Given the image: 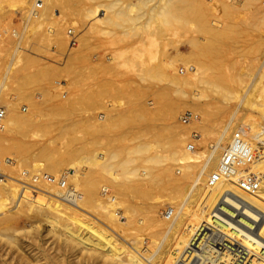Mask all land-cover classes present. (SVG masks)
<instances>
[{"label": "bare ground", "instance_id": "obj_1", "mask_svg": "<svg viewBox=\"0 0 264 264\" xmlns=\"http://www.w3.org/2000/svg\"><path fill=\"white\" fill-rule=\"evenodd\" d=\"M40 1L42 4L37 3V0H0V9L1 4L7 2L14 7V10L21 11V14L27 12L23 17L26 21L25 25L33 23L36 29L41 28L45 19L48 23L50 21V24L54 22V25L52 24L55 26H52L54 28L52 51H54L36 48L41 56L48 58L49 62L44 63L48 69L55 70L58 74L62 73L59 77L67 76L69 72L74 71L77 63L81 61L89 39L95 37L96 26L95 32L91 31L94 36L89 32L94 24L102 25L101 28L98 25L97 30L100 38L101 36L107 38L111 25H116L111 29L115 28V31L129 27L131 31L127 30L134 36L133 31L140 34L141 30L144 31L156 24V28L154 25L153 31L148 36L150 46L157 44L156 34H160L158 31L163 33L161 29L175 32L180 28L184 30L189 28V31L191 28L193 35L189 33L190 36L185 38V43L182 42L187 49L185 52L180 51V48H176L173 53L162 49L161 59L157 58L158 61L154 62L155 54H151L152 64L144 63L142 51L130 52L129 63L137 66L135 72L138 73L140 80H136L138 83L160 80L159 85L163 84L159 100L164 99V102H168L167 106L169 104L165 109V124H161L166 134L165 141L162 136L161 141H157L160 140L157 139L160 136L155 137L158 130L152 131V126L144 131L139 129L137 132L140 134L135 131L138 135L131 137L133 139L137 136L132 144L131 139L128 138L129 146L126 145L128 142L125 137L123 140L121 138L122 144L126 145L120 146L124 147L123 150L116 148L119 147L116 145L103 153L102 141V146L99 145L102 149L98 148L101 151L94 154L92 152L91 156L84 155L81 147L70 149L55 147L52 144L48 147L32 144V147L31 143H27L29 139L24 140L26 143L23 140L16 141L20 148H13L14 153L16 151L18 153L20 149L23 151L19 153L23 155L18 158L19 160L14 158L16 163H22L24 167L26 166L24 164L28 166L26 161L32 156L33 160H30L32 163L29 161V166L32 167L30 169L33 172L39 174L40 171L41 176L46 177L47 173L54 178L59 177L58 181L49 184L36 173L27 176L23 166L21 169L10 166L8 157L7 161L4 159L5 146L0 139V172L5 177L0 179V239L3 244L9 247L15 246L18 250L26 245H34L37 248L35 253L37 259L34 263L25 264H264V49L261 50L260 61L258 57L256 58L259 65L254 73L246 69V64L243 66L242 60L235 61L234 58L235 62L232 61L234 64H231L233 66L230 63L227 65L234 68L226 69L232 72L228 73L224 70L227 75L220 73L217 66L218 58L221 57L220 47L223 43L231 41L240 29L238 33L243 34L246 28L244 25L250 26L249 23L252 25L256 22V26L260 25L262 28L259 27L264 31V0H136L135 2L107 0L106 3L101 0L89 2L86 0L73 11L70 10V14L68 11L67 16L70 17L67 24L65 19L59 22L58 17L59 20H55L56 22L49 19L57 14L54 8L61 3V0ZM210 1L215 3L211 4ZM38 7L41 8L37 10ZM141 19L144 21L140 22ZM65 24L66 26L69 24L70 29H67ZM107 24L111 28L108 29ZM35 28L34 30L37 31ZM72 28L78 43L75 47L70 43L71 38H75ZM99 28L108 30L105 31L106 33L102 30L100 34ZM65 29L67 34H70L68 36H71L69 41ZM125 31H122V35L119 30L116 33L119 32L120 37H124ZM109 33H112L110 38L112 39L114 31ZM127 35L125 39L130 38ZM263 41L262 38V44ZM114 54H117L118 63L124 65L125 51L119 50ZM176 62H182L186 72L181 74L182 70L177 69ZM8 70L10 67L0 80V111H2L0 138H3L1 135H5L2 133L11 134L18 131L23 137L27 134V130L30 131V127L43 126L41 124V121H44L41 117L43 108L40 109L41 100H38V107L34 106L36 103L33 100L35 104L30 103L29 109L21 112L18 109L20 99H10L6 96L4 91ZM134 81L132 88L138 86ZM49 86L48 84L47 87ZM51 86L54 95L50 91L43 95L47 98V94H51L47 100H55L66 106L68 99L71 98L68 97L70 90L67 92V99L65 96L61 99ZM164 89H166L165 93H163ZM256 92L259 98L262 95L259 101L255 100ZM45 96L42 102L46 101ZM216 96L220 98L217 99ZM232 99L235 104L230 107L229 101ZM53 102L47 103L53 104ZM69 102L68 107L60 106L68 109L73 103ZM44 103L46 106L47 103ZM33 107L39 108L42 115H37L39 111L32 110ZM184 107L196 110L200 117L194 115L187 124L179 123L176 118ZM54 108L60 109L59 106H54L52 110ZM124 109L122 108L117 115L107 116L113 126L124 123L122 121L112 123L118 118L125 121V119L129 120V116L134 122L141 121L145 114L150 112L142 105L133 110ZM38 116L41 120L37 118ZM115 116L118 118L115 119ZM102 118L104 119L103 114L98 115V119L101 120L90 124L93 127L92 132H97V138L100 137L98 131L107 129L108 126L112 127ZM99 121L104 123L101 124ZM71 124L75 127L76 133H79L84 123L79 120ZM241 126L250 128L251 135L254 136V145L260 151L259 157L248 165L250 171L259 180L258 185L253 189L241 187L238 174L242 168L241 163L236 165L237 172L223 175L214 184H208L207 178L218 170L220 156L229 144L233 132ZM67 128V124L63 125L62 131H66ZM147 130H151V134L154 132L153 141H150L153 139L151 138L153 134L151 135L149 131L147 134H142ZM191 130L197 131L193 136L195 148L194 144L187 142ZM16 142L13 145L17 144ZM23 142L25 144H22ZM10 145L13 146L12 142ZM136 161H140V166L135 165ZM95 174L101 179L100 182L96 181ZM129 182L139 187L148 186L150 189L160 187L159 189L165 192L161 191L163 195L171 200L173 215L167 217L162 212V200L153 194L157 199L153 200L155 202L150 206L156 212V216L150 221H154L152 223L154 232L159 235V240L157 241V238L155 240L158 242L155 245L156 249L151 245L155 242L150 244L152 247L149 248L153 251L143 245L141 234L136 233L142 237L141 239L136 234L133 235L137 230L135 226L132 227L135 218L120 198L122 186ZM107 187L112 188V195L107 194ZM109 190L111 189H108V192ZM119 209H124V212L119 213ZM16 210L27 216L36 215L39 220L46 222L41 231L37 226H30L33 232L28 237L27 244L24 241H17L14 233L17 230L14 215ZM133 219L134 223L131 224ZM132 228L135 231L131 232ZM147 237L149 239V236ZM151 237L153 238L154 234ZM43 244H46L45 247L50 246L51 251L45 250ZM2 255L0 254V264L5 263L1 259ZM19 261L15 258L12 264H18Z\"/></svg>", "mask_w": 264, "mask_h": 264}, {"label": "rangeland", "instance_id": "obj_2", "mask_svg": "<svg viewBox=\"0 0 264 264\" xmlns=\"http://www.w3.org/2000/svg\"><path fill=\"white\" fill-rule=\"evenodd\" d=\"M85 1L86 0H68V1L61 0V3H59L54 8L55 13L57 12V14H55L54 18L49 17V19L53 20V21H55V20L58 21L59 20L58 18H60L59 22H62V20L65 19L64 21L66 23L69 20L68 18L70 17L67 15L70 14L74 8L84 4ZM89 1L90 0H88V2ZM101 1L106 3L107 0H104V1L101 0ZM126 1L135 2L136 0H126ZM211 1H210V3H211ZM6 3L7 2H3L1 4V9H0V80L3 79V77L6 75L7 69H9V67H10V70H8L9 75L7 74V78L5 80V81H7L5 91H4L6 96L10 99H16V100L20 99L18 101V103H19L18 109L21 112H26L29 109L30 103H33V104L36 103L37 104L38 100H41V102L39 101V103L41 105L40 109L43 108V110H41L43 115H42V113H40L39 108L36 109L35 107H33L32 110H34V109L38 110L39 114H37V115L41 114L42 115L41 117L44 118L43 119L44 121H41V124L43 126L38 125V127L37 126L33 127V128L30 127L31 129L28 128L30 131L27 130L28 131V132L26 131L27 134H25V132H23V134H25L26 136L23 135V137H21L22 134L19 133V131H18V133L14 132L16 134L11 133L12 135L10 133H8V134L2 133V134H5V135H1V137L5 138V139L0 138V139H2V141L5 140L3 142L0 140L1 143H3V146H5L4 153L6 156L4 155V157H5L4 159L6 160V158L8 157L7 160L10 161L8 163V164H10V166L16 167V168L19 167L20 169L23 166L22 163H19V162H18V164L16 163L17 162L16 159L19 160L18 158L23 156L22 154L21 155L19 154L22 150L20 149V151H18V153H17V151H16V153H14L15 149H13V148H17V147L20 148L19 147L20 145L18 144L19 140H21V141L26 140L27 141L29 139V141H27V143L28 142L31 143L30 146H32V144H33V146L44 145V146L48 147L49 145L52 144V145H55V147H64V148L68 147L70 149H77V148L81 147L82 150H84V155H87V156H91L92 152L94 154L97 151L98 152L101 151L98 148L101 147L102 145H103V149H102V147L100 149L103 150V151H101L103 153H106V151L109 148H114L116 145L119 146L116 148H118V149L121 148V150H123L126 145L129 146V144H130L128 142V138L131 139V137H133V135L134 136L138 135L135 133V131L137 132L139 129H142V131H144L145 129L149 128V126H152L151 127L152 131H153V129H154V131L156 129L158 130V133L155 134L156 136L153 134L154 132L152 133L153 136H151V138H153V139L150 141H153L155 139L154 136L155 137L160 136L159 138H157V139H160V140H157L159 142L161 141V136L163 137V139L165 141V139H166L165 135L166 134L162 130L161 124H165V122H164V121H166L165 120V112H166L165 109L168 108L169 104L167 106L168 102L167 101L164 102L165 101L164 99H163V101L159 100V96H160L159 94H162L161 88L163 89V84L161 83L159 85V82H161L160 80L159 81L158 80L157 81L152 80V81H150V83L149 82H143V81L139 82V83H141V85H139L138 81H140V80L138 79V76H137L138 73L135 72L137 70V66L135 64L131 65L129 63L130 62V52L132 50L142 51V59H143L144 63H148V64H152L150 62H153L151 59V54L152 55L155 54L154 62L161 59L160 55H161L162 49L164 51L166 50L167 52L173 53V51H175L176 48H180V51L185 52L187 49H186V46H184L185 44H183L182 42H184V40L186 41V39H187L186 37H189L190 34L193 35V32H191L192 31L191 28H190V31H189V28H185V30H184V28L183 29L180 28L182 31L183 30L185 31V32L183 31L184 33L180 29L176 30L175 32L174 31L171 32L170 30L168 31L166 29H161V31H163V33L158 31L161 34V35L159 34L160 38H159V35L156 34L157 44L155 46H150L149 42H148V36L153 31L152 29L156 28V24H153V26L155 25L154 28H153V26H151V28H149V29L146 28L144 31L141 30L140 34H138V33L136 34L132 30L133 31L132 33H134L133 35L135 37L130 34L131 32L129 33V31H131V29L129 27L127 28L129 31L126 29V27L124 29L127 31H125L123 28H121V30H120V28L117 27V28H119L118 30L121 32L120 33L121 35L123 33L122 31H125L126 35L127 34L129 35L130 38L126 37L128 39H125V36H126V35H124L125 33L123 34L124 37L123 36L120 37V34H118L119 32L116 33V31H118V30L115 31V28H114V30H111L116 25H111L112 26V28H111L109 26V24H107L108 27L107 26H105V27H107L108 29L111 28L107 32V34H108L107 38H109V39L111 38L112 33H109V32H113V31H114V33H113L114 36H116V37H114L112 35L113 38L110 40L105 38V36L104 37L101 36V38H100V36L98 35L99 32L97 33V30H98V25L100 27L101 24H99V23L97 25L94 24V26H91L93 29L90 28L89 32L91 33V31H92L94 33L95 32V26H96L97 30L94 33L95 37H93L94 36L93 33H91V34L89 33L90 35H93V36H90V38L91 37H93V38L91 40L89 39V44H88L87 50L84 52V55L81 58V61L77 63V66L74 69V71L69 72L67 74V76L63 75L62 77H59L62 75V73L58 74V72L56 73L55 70L48 69V67H46V64H44V63L49 62V61H47L48 58H44V56H41L40 51L38 50V49L42 48L40 50H44V49L46 50L47 49L48 51H51V52L54 51V50L52 51V48L54 47V44H53L54 34L52 33V30L54 29L53 27H55V26H53L54 22L52 23L53 24L52 25V24H50V21L48 23L45 19L43 21L45 24L42 23L40 29H36L35 28L36 26L33 27V23L32 24L27 23L26 24L27 26H26L25 25L26 21H25V18H23V17L26 16L25 14H27V12H24L21 14V11H18L16 9L14 10L13 9L14 7H11L9 3H7V4ZM37 3L42 4V1L37 0ZM40 8L41 7H38L36 9L39 10ZM68 11H70V12L68 13ZM56 15H58V16H56ZM55 17L56 18L58 17V18L55 19ZM143 21H144V19L140 20V22H143ZM213 22L215 23V21H213ZM255 23H253L254 25L252 24L253 26L250 23L248 24L250 26L244 25V27H246V28H245V31L242 30V31H244L243 34L238 33L241 30L240 29L237 32L238 34L236 33V35L231 39V41L223 43V45L220 47L221 57L218 58V65H217L219 70H220V73H225L224 70L227 71L226 69L228 67L233 66L231 64H234L233 62H235L236 59L240 60V61L242 60L241 62H244L243 66L246 64L245 65L246 69L248 68V71L250 73H254V70H256L258 68L259 64H257V63H258V61H260L259 56L261 55V52H262L261 50L264 49V41L262 44V38L264 40V36H263L264 31L261 29L262 27L259 24L258 25L261 28L259 26H256L257 23L256 24ZM66 24H65V26H66ZM101 27H102V25H101ZM34 28L37 31H35ZM66 28L70 29L69 24L66 26ZM67 29H65L64 32L66 33L67 40L69 41L70 37L67 34ZM104 29L105 28H103L102 30L104 31ZM187 29H188V32H187ZM73 30L74 29L72 28L71 31L73 32V36L75 37L74 38L75 44L73 45V47H75V46H77L78 43H77L76 34ZM102 30L100 29V34H101ZM107 30H105V31H107ZM164 30L166 32H164ZM104 32H102V33H104ZM131 36L133 38H131ZM41 39H43V40H41ZM36 47L37 48L40 47V48L37 49ZM36 49H37V51H36ZM119 50L125 51V55L123 58L125 61L124 65H121L118 63V58L116 56L117 54L116 55L114 54L116 52H119ZM159 52H160V54H159ZM17 55L19 57H17ZM41 57H43V58H41ZM157 58H158V60H157ZM231 58H232V60H231ZM233 58L235 59V61ZM256 58L258 59V61L256 60ZM42 59H43V61L46 60V62L45 61L43 62ZM230 60H231V62L232 61L233 62L231 63ZM229 63L231 66L229 65L227 67V65ZM175 64H176L177 69L180 68V70H182L181 74L186 72L185 66H183L182 62H179V63L176 62ZM256 64H257V66H256ZM78 65H79V67H78ZM47 66H49V64ZM231 68H234V67H231ZM228 70L230 71V69H228ZM229 71H227V72L228 73L232 72V71L231 72H229ZM227 72L225 73L226 75L228 74ZM249 72H248V74L250 75ZM28 77H30V78H28ZM136 80H138V81H136ZM133 81L136 82V84H138V86L136 85L135 87L132 88V86L135 84V83H133ZM47 83L50 86L52 85L51 87H53L55 94H59L61 99H63L64 96H65V99H67L68 93L70 94L68 97H71V98H69L70 100L68 99V101L66 103V106L68 105V103H69L68 106H70L69 101L73 102V103H71L70 108H68V109L63 108L66 106H63L64 104L62 105L60 103H57V101H55V100H47L48 96L50 98L51 94L54 95V92L50 89V86H49V88L47 87L48 86ZM157 84L159 86H157ZM139 86H141V87L139 88ZM156 86H157V88H154ZM122 88L124 89L123 91H122ZM49 91L51 94L50 95L47 94V98H46V96L43 95V93H45V92L49 93ZM165 91H166V89L163 90V93H165ZM257 93L258 92H256L255 96H257V97L255 100L259 101V99L262 97V95L259 98V95ZM43 96H45V99H46V101L44 100V102L47 103L49 101L50 102L54 101L53 104L52 103L51 104L54 106H59L60 109L55 110L57 108L56 107V108H54V110H52L54 106H52L50 103H47L46 106H44L45 103L42 102L44 99ZM172 96L175 97L174 95H172ZM172 96H170V97L173 98ZM76 97L78 98L77 100H76ZM164 97H166V96H164ZM217 97H219V96H216V98ZM74 98H75V100H74ZM219 98H217V99H219ZM31 100H32V102H31ZM33 100H35V103L33 102ZM36 100H37V102H36ZM232 100L229 101L230 107L232 105L234 106V104H235V101L234 100L232 101ZM232 102H234V103H232ZM39 103H38V105L35 104L34 106L38 107ZM41 103L42 104L44 103V104L42 105ZM33 104H31V105L33 106ZM47 105H50L52 107L48 106V107H50L48 109ZM60 105H62L63 107ZM139 105L140 106L142 105L143 108L145 106L147 109L150 110L149 113L145 114V116L142 118L141 121L135 120V122H134L133 120H131V117L128 116L129 120L125 119V121H126L125 122L123 120H120L117 116H115V119L117 117L120 121L118 119H116V121L112 122L113 120H111L112 123L115 124L116 122H121V121L124 123H119L118 125L113 126L107 118V116H109V115H112V116L117 115L118 112L120 113L122 111L121 110L122 108L123 109L126 108L127 110H129L131 108V110H133L136 107H138ZM24 108H26V109L24 110ZM44 108H46V109H44ZM61 109H62V111H60ZM126 109H124V110H126ZM63 110H65V111H63ZM53 111H56V112H53ZM187 112H191L192 116L196 115L197 118L200 117L199 114L196 112V110L193 111V109H190L189 107H184V109L182 111H180V113L177 115L176 120L178 119L177 121L181 124H187L190 121V119L188 121H185V122L182 120L184 114ZM36 113H37V111H36ZM102 114L104 115V119L102 118V120L104 122L108 121L112 127L108 126L109 127V128L107 127L108 130L103 129L106 131H103V130H101L100 132L98 131V133H99L98 135H100V137L97 138L96 137L97 132L96 131H95L96 133L92 132L93 127H91L90 124H93L95 121H96L95 123H97L98 120H101V119H98V115L100 116ZM41 117L38 116L37 118L40 119ZM94 117H95V119H94ZM121 119H123V118H121ZM79 120L81 122H83L84 124L81 128V132L76 133L75 127L72 126V124L70 125V123L71 122H77V121L79 122ZM43 122H44V124H43ZM99 123L103 124L102 121L101 122L99 121ZM109 123H108V125H109ZM65 124L68 125V128L66 131L63 132L62 126ZM153 126L155 128H153ZM158 126H159V129H158ZM148 131L149 130H147L144 133L142 132V134H145V133L147 134ZM150 131H149V133H150ZM101 132H103L104 134L102 135ZM191 132L189 133L190 136H189V140H187V142L194 144V148H195L196 144H195V140H193V139H195L193 137V135L197 134V131L191 130ZM137 133L140 134V132H137ZM130 135H132V136H130ZM191 135H192V137H191ZM101 136H103V137H101ZM145 136L147 139H150L147 137V135H145ZM18 137H19V139H17ZM24 137H25V139H24ZM124 137H125V140L128 142V143L125 142L126 145L122 144L123 141L121 142V138L123 140ZM136 137H134V138H136ZM116 138L118 139V141ZM134 138L131 139V144L133 143L132 141L134 140ZM16 141H18V142H16ZM26 141H24V142L26 143ZM11 142H12V145L14 144V142H16L17 143V144H15L16 146L13 145L11 147V145H10ZM24 142L22 144H25ZM107 143H109V144H107ZM113 144H115V145H113ZM99 145H101V146H99ZM122 145L124 147H120ZM7 146H8V149H7ZM104 148H105V151H104ZM94 150H96V151H94ZM7 155H10V156H7ZM15 157H16V159H14ZM30 157L31 158L28 157L29 159H28V161H26L29 165H30V162L32 163V161H30V160L31 159L33 160V157L32 156H30ZM26 160H27V158H26ZM24 161H25V159H24ZM136 163L137 164H135V165L140 166V161H136ZM24 165H26V166L25 167L23 166L24 167L23 169L26 170L27 176H29V174L30 175L35 174V173H36V175L38 174V172H36V171L33 172L30 169V168H32L31 166H29V165L27 166V164H24ZM29 169L32 171V173H30L31 171ZM87 169L88 168H86V170ZM38 175L41 176L40 171H39ZM46 175L49 177H52V175L49 173H47ZM95 177L97 179L96 181L100 182L101 179L99 178V176H97L95 174ZM54 179L58 180L59 177H56ZM44 180H42V181L49 183L46 179H44ZM65 185H67V182L65 183ZM159 188L160 187L150 189V188H148V186L139 187V186H135L134 184H132L130 182L125 183L124 186H122V188H121L122 191L120 194L121 195L120 198L123 200L124 206L127 205L129 213L132 215L133 218H135V224H133L134 223V219H133L132 223H131V224H133V226L132 225L131 226L132 227L135 226L134 227L135 230L136 229L138 230L139 227L142 225V227H140L139 231L136 230L137 231L136 232L134 230V228H132L133 230L131 229L132 231L131 230L130 231L131 232L135 231L133 233V235H135L137 233V234H141V236H143V238H142L136 234L137 236H139L140 239L142 238V240H144L143 245H146L145 247L148 250H150V248L152 246H153L152 247L153 249L154 248L156 249L155 245H157V243H158L157 241L159 240V235L157 236L156 231L154 232L155 228L153 227V224H152V223H154V221H152V220L150 221V219H152L154 216H156V212L153 211L154 209H152L150 205L153 202H155L156 199L159 197V199L162 200L161 203L163 206L162 207L163 214L166 215L167 217H170V216L172 217V215H173L171 200L167 199L166 196L163 195L165 192L162 191V189L160 190ZM108 189H111V190H109V192H108ZM161 191L164 193H162ZM106 192H107V194L110 193V195L113 194V190L110 187H107ZM153 194H155L157 196V198H155ZM153 200H155V201H153ZM120 212L123 213L124 209H119V213ZM14 215H15V222L17 223V225H16L17 230L14 232L15 235L17 236V241H21V242L24 241L25 244H27L26 241H29L28 237H30L32 235V232H33V229L30 226H32V225L37 226L38 230L41 231L44 229V227L46 225V222L39 220L36 215L27 216V215L19 212L18 210H16L14 212ZM167 217H166V219H169ZM141 220H142V222H141ZM143 223H144V225H143ZM149 233L152 235H150ZM153 234H154L155 239H154V237L153 238L151 237V236H153ZM146 235L149 236V239ZM156 238H157V241H155ZM148 242H149V244H148ZM151 242L152 243L155 242L154 245L151 244ZM144 243H146V244H144ZM45 245L43 244V248L47 251L50 250V246L47 245L45 247ZM36 251H37V248L34 245H29V246L26 245V246H23L22 249L18 250V249H16L15 246L9 247L6 244H3V242L0 239V254H3L1 256V259L5 261L4 264H12L15 261V258L20 260L18 262V264H20V263L25 264L27 262H33L34 263L35 259H37L36 254H35ZM150 251H153V250L151 249Z\"/></svg>", "mask_w": 264, "mask_h": 264}, {"label": "built area", "instance_id": "obj_3", "mask_svg": "<svg viewBox=\"0 0 264 264\" xmlns=\"http://www.w3.org/2000/svg\"><path fill=\"white\" fill-rule=\"evenodd\" d=\"M70 43L71 45L75 44L74 38H71ZM1 117L2 111H0V119ZM192 117V114L187 112L184 114L182 120L185 122ZM254 142V136L251 135L250 128L248 126H241L235 130L232 134L229 144L226 146L220 156L218 170L216 172H212L208 176L207 183L212 185L219 179V177L237 172L236 165L241 163L242 168L238 173L240 175L239 182L241 187L244 189L255 188L258 185L259 180L257 179L256 175L250 171L248 166L260 155V151L259 149H256ZM40 177L46 179L49 183H55L58 181L49 176ZM2 178L5 177L0 172V179ZM61 185H63V183H61Z\"/></svg>", "mask_w": 264, "mask_h": 264}]
</instances>
